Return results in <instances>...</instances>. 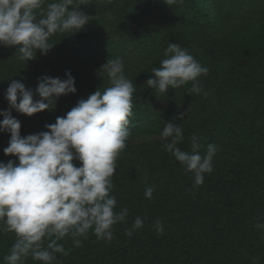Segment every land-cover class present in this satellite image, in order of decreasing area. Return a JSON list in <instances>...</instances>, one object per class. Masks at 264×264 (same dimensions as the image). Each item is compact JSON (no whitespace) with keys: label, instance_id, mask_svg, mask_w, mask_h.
<instances>
[{"label":"trees","instance_id":"16d2710c","mask_svg":"<svg viewBox=\"0 0 264 264\" xmlns=\"http://www.w3.org/2000/svg\"><path fill=\"white\" fill-rule=\"evenodd\" d=\"M166 2L75 0L92 19L75 33L50 36L53 47L46 54L37 50L35 59L20 60L19 46L0 45V110L9 107L4 94L13 79L32 89L34 100L42 76L66 79L69 72L75 81L76 92L60 96L51 111L26 116L10 110L21 123V137L47 131L45 125L79 100L109 87L106 74H98L108 58H122L134 83L130 135L111 177L114 211L127 208L126 221L112 226L107 242L91 229L79 237V247L71 236L58 240L68 255L56 253L53 264H264V228L257 226L264 225V0ZM169 43L208 69L197 78L199 94H188L191 81L167 93L146 85ZM181 112L183 119H175ZM169 121L183 129L177 145L182 151H192L193 135L201 156L208 144L217 146L213 171L200 186L163 148L160 134ZM9 139L0 132V162L18 163L4 154ZM148 187L154 188L151 199L144 196ZM137 217L144 226L129 237ZM157 220L163 234L153 227ZM16 239L14 232L0 233V264ZM48 242L45 237L43 246ZM19 264L43 262L29 255Z\"/></svg>","mask_w":264,"mask_h":264},{"label":"clouds","instance_id":"9594fccd","mask_svg":"<svg viewBox=\"0 0 264 264\" xmlns=\"http://www.w3.org/2000/svg\"><path fill=\"white\" fill-rule=\"evenodd\" d=\"M176 2L167 0L166 4ZM44 4L45 0H0V45L19 46L16 53L20 60L35 59L37 50L46 54L53 47L48 43L50 36L57 32L75 33L92 19L75 0H53L46 9ZM163 55L159 66L151 69L153 78L147 79L146 85L167 93L170 88L191 81L188 94H199L197 78L206 75L208 69L177 43H169ZM98 74H106L109 87L79 100L65 116L45 125L47 131L25 137H21V123L10 110L26 116L53 110L60 96L76 92L74 77L69 72L65 73L66 79L40 77L36 100L32 89L14 79L5 91L9 107L0 110V132L9 133L10 139L3 151L5 156L18 160L0 162V233L14 232L17 237L4 257L6 264H19L29 255L43 264H53L56 253L68 255L58 240L71 236L73 246L79 247V237L86 236L91 229L98 240L107 242L113 238L112 226L126 221L127 208L114 211L117 200L111 194V177L116 170V158L127 146L130 135L134 83L126 78L120 57L108 58ZM184 116L185 112H181L175 119ZM160 135L165 140V151L185 171L193 173L194 186L202 185L204 174L213 171L217 146L208 144L206 154L201 156L193 135L192 151H182L177 145L184 139L183 129L172 121L164 125ZM74 159L80 162L79 167L72 163ZM153 192L154 188H146L145 198L151 199ZM143 226L144 221L137 217L126 235L131 237L133 230ZM153 227L163 234L160 220ZM45 237L49 238L46 247Z\"/></svg>","mask_w":264,"mask_h":264}]
</instances>
